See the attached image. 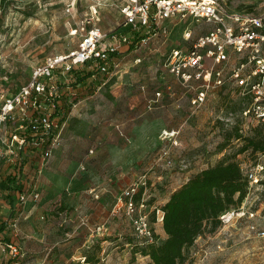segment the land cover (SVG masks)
Listing matches in <instances>:
<instances>
[{"label":"rangeland","instance_id":"obj_1","mask_svg":"<svg viewBox=\"0 0 264 264\" xmlns=\"http://www.w3.org/2000/svg\"><path fill=\"white\" fill-rule=\"evenodd\" d=\"M126 1L0 0V91L17 90L29 81L35 66L77 48L81 35L70 34L75 27L95 26L107 35L130 32L122 12ZM230 1L236 9L264 12V0ZM169 36L127 49L111 74L94 71L89 64L75 70V77L95 75L75 83L77 105L63 107L65 125L47 164L60 181L49 188L39 186L36 199L31 195L32 180H23L32 210L19 209L22 264H154L141 251L148 243L134 236L117 198L120 191L145 174L148 203L152 209L163 208L171 192L202 169L229 161H255V151L244 146L257 131L241 132L248 125L239 116L238 94L213 90L193 114L190 93L180 89L164 66L168 48L184 43L183 27L173 26ZM137 57L142 58L138 64ZM165 81L172 83L171 90L165 91ZM157 90H163V96L150 106L148 99L155 98ZM165 130L176 133L165 135ZM22 161L0 159V193L7 176L33 172L32 165L25 168ZM72 175L79 177L74 190L66 186ZM79 188L89 196L86 206L69 200L70 192ZM92 188L103 189L100 198ZM247 197L246 208L257 212L254 220L235 215L226 225L206 224L177 264H264V237L250 229L253 223L264 228V187H253L244 200ZM25 212L33 214V222ZM160 223L153 224L156 245L167 237ZM100 224L105 228L98 232Z\"/></svg>","mask_w":264,"mask_h":264},{"label":"built area","instance_id":"obj_2","mask_svg":"<svg viewBox=\"0 0 264 264\" xmlns=\"http://www.w3.org/2000/svg\"><path fill=\"white\" fill-rule=\"evenodd\" d=\"M230 3V0H127L122 12L130 32L107 35L95 26L71 29V35H81L77 48L53 55L35 66L29 81L17 90L0 91V159L18 161L25 153L38 151L37 173L41 174L64 128V105H77L75 70L89 64L94 71L111 74L120 67L127 49L136 50L153 38L168 40L172 27L178 25L183 27L184 43L168 48L164 66L180 89L190 93L193 114L207 102L213 90L236 93L242 104L240 119L248 125L241 127V132L254 128L260 131L264 143V12L236 9ZM73 6L69 5L67 11L71 12ZM141 61L137 57L134 63ZM164 85L165 91L172 89L171 82L165 81ZM66 89L70 92L69 100L65 97ZM163 93L157 90L155 98L148 99L149 105L160 102ZM230 114L228 120L233 112ZM175 133L164 131L165 135ZM255 153L254 162L239 163L249 190L264 187V149ZM147 191L144 174L126 186L118 200L131 220L135 238L149 244L155 240L153 224L163 222L164 210L156 205L152 209ZM31 195L40 197L36 190ZM28 197L22 193L19 201L25 203ZM247 200L248 197L238 208L220 216L224 225L235 215L255 219L257 212L246 208ZM12 224L17 227L16 219ZM104 228L100 224L96 230ZM250 229L264 237V228L257 223L251 224ZM0 246L9 256V264H21L24 254L18 243L1 242Z\"/></svg>","mask_w":264,"mask_h":264},{"label":"trees","instance_id":"obj_3","mask_svg":"<svg viewBox=\"0 0 264 264\" xmlns=\"http://www.w3.org/2000/svg\"><path fill=\"white\" fill-rule=\"evenodd\" d=\"M80 75L76 83L91 76ZM65 111L62 115L64 119ZM240 136V135H239ZM264 149L260 131L250 137L244 149ZM10 183V180L7 181ZM249 182L236 161L220 163L202 169L182 186L174 190L163 205L165 241L149 243L141 251L149 255L154 264H177L184 257V249L194 243L208 223L222 225L220 216L231 208H238L248 194ZM21 188L18 192L21 193ZM20 195V194H19Z\"/></svg>","mask_w":264,"mask_h":264},{"label":"crops","instance_id":"obj_4","mask_svg":"<svg viewBox=\"0 0 264 264\" xmlns=\"http://www.w3.org/2000/svg\"><path fill=\"white\" fill-rule=\"evenodd\" d=\"M65 97L67 100H69L68 98H70V92L68 91V89H66ZM39 154L40 153L38 151H29L28 153H25L24 156L22 157V160L24 161H22L20 165L25 168L28 167V165H32V168H34L33 172L32 170L29 173L27 171H24L23 173L14 172L13 173L14 176L9 175L3 180L4 186H1V191L3 192L0 193V195L3 196V198L0 199V243L1 242H4V243L16 242L19 244V209H23V210L31 209L32 210L31 206H28L27 204L28 201H26L22 207H19V203H17V200L19 201V196L22 193H25V191L22 189V185L24 184L23 180H25L26 177L28 179H31L32 180L30 184L31 188H33V190H36V191L39 188V186L40 187L46 186L45 188H49L50 186L54 184H58V182L60 181L59 174L55 172L54 168H52V165H50L48 168L46 167V169L43 170L42 172L43 174L37 173V167L40 164ZM68 179L69 180L66 181L68 185L66 186L70 187L71 190H74L78 186L77 184L79 182V177L76 175L75 176L72 175ZM8 180H10V183L7 182ZM19 188H21L22 190L21 193L18 192ZM176 189L177 188H175L174 190ZM82 191L83 190L79 188V191L75 190L73 192L74 194L70 192L69 194L70 202L74 204H78L80 206L88 205V203H90V201L88 200L89 196L88 195L84 196V193ZM91 191L95 192L94 195L96 198H100L103 189L97 190L96 188H92ZM25 213L27 217L31 216L29 221L33 222L34 221L33 214L31 213L28 214L27 212ZM13 215L16 217L13 218ZM15 219L17 221V227H14L12 224V222L15 221ZM160 224H162V228H163L162 221ZM22 227H23V222L21 223V228ZM20 231L22 230L20 229ZM29 236L30 235H27V237ZM9 263H10V259H9L8 254H6L3 251L2 247L0 246V264H9ZM21 264H22V259H21Z\"/></svg>","mask_w":264,"mask_h":264}]
</instances>
